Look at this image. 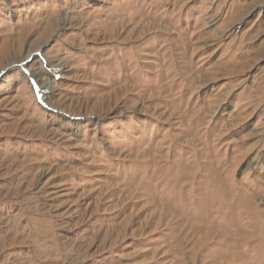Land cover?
<instances>
[{"label": "rangeland", "instance_id": "1", "mask_svg": "<svg viewBox=\"0 0 264 264\" xmlns=\"http://www.w3.org/2000/svg\"><path fill=\"white\" fill-rule=\"evenodd\" d=\"M23 216L0 264H264V0H0Z\"/></svg>", "mask_w": 264, "mask_h": 264}, {"label": "bare ground", "instance_id": "2", "mask_svg": "<svg viewBox=\"0 0 264 264\" xmlns=\"http://www.w3.org/2000/svg\"><path fill=\"white\" fill-rule=\"evenodd\" d=\"M140 20H141V18H140ZM131 21V20H130ZM138 24V23H137ZM143 24H145L144 23V21L143 20H141V21H139V24H138V26H136V29L138 30V29H141L142 31H141V33H145L146 31V27L143 25ZM123 30H125V29H123ZM135 32V31H134ZM138 32V31H137ZM142 153V152H141ZM144 160V159H143ZM174 174V173H173ZM234 193V192H233ZM231 195V194H230ZM233 195V194H232ZM194 199V198H193ZM229 201H230V198H229ZM164 202V201H163ZM156 203V202H155ZM146 205H148V204H146ZM192 206V205H191ZM202 206V205H201ZM134 207V206H133ZM230 208V207H229ZM182 209V208H181ZM162 210V209H161ZM155 211V210H154ZM153 211V212H154ZM230 211V210H229ZM151 214V213H150ZM153 214V213H152ZM204 216V215H203ZM28 217H29V215L28 214H26V219H28ZM190 217V216H189ZM202 217V216H201ZM170 218V217H169ZM206 218V217H205ZM25 219V216H23V217H21V219L20 220H17V217H14L13 218V221L15 222V226L13 227V228H11L10 230H8V232H7V235H2V234H0V245L1 246H3V245H5L4 244V241L6 240L5 239V237L4 236H8V235H10L9 236V238L10 239H14L16 236H17V230L20 228L19 226H20V223L23 221ZM223 219V218H222ZM147 220V219H146ZM205 220V219H204ZM203 221V220H202ZM194 222V221H193ZM203 224V223H202ZM201 225V224H200ZM115 226V225H114ZM204 226V225H203ZM198 227V226H197ZM207 227V226H206ZM203 228V227H202ZM224 228V227H223ZM108 229H110L109 227H108ZM200 229V228H199ZM132 230H134V229H132ZM198 230V229H197ZM120 231V230H119ZM143 231V230H142ZM112 232H113V230H112ZM118 232V231H117ZM230 232V231H229ZM202 233V232H201ZM118 234V233H117ZM209 235H210V233H209ZM114 236V235H113ZM200 236H202V239H204V233L202 234V235H200ZM207 237V236H206ZM131 238V237H130ZM200 238V237H199ZM180 240V239H179ZM192 240V239H191ZM199 240V239H198ZM7 241V240H6ZM102 241V240H101ZM8 242V241H7ZM205 242V241H204ZM6 243V242H5ZM186 245V244H185ZM194 245V244H193ZM203 245H205V244H203ZM219 247V246H218ZM189 248H190V246H189ZM199 249V248H198ZM197 249V250H198ZM193 250V249H192ZM258 250H259V248H258ZM188 251H190V250H188ZM262 251V250H261ZM199 252V251H198ZM207 252V251H206ZM210 252V251H209ZM194 253H196V252H194ZM217 253V252H216ZM191 254V253H190ZM202 254H204L203 252H202ZM201 254V255H202ZM186 255V254H185ZM200 256V255H199ZM201 257V256H200ZM214 258V257H213ZM233 258V257H232ZM192 259V258H191ZM203 259V258H202ZM251 259V258H250ZM188 262V261H187ZM202 263V262H201ZM205 263V262H204ZM203 263V264H204ZM219 263V262H218ZM226 263V262H225Z\"/></svg>", "mask_w": 264, "mask_h": 264}]
</instances>
